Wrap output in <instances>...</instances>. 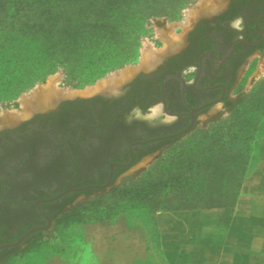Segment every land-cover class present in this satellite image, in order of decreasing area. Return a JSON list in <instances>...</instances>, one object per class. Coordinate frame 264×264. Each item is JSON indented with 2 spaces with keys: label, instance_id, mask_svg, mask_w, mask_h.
Segmentation results:
<instances>
[{
  "label": "rangeland",
  "instance_id": "1",
  "mask_svg": "<svg viewBox=\"0 0 264 264\" xmlns=\"http://www.w3.org/2000/svg\"><path fill=\"white\" fill-rule=\"evenodd\" d=\"M229 2L230 0H188L177 11L166 16H137L129 19L127 26L121 28V38L117 46L119 51L118 61L115 63L117 65L101 73H96L97 75L87 71H76L71 75L65 69L58 67L42 81L23 88L14 97L0 100V122L3 124L0 126V130L8 125L6 120L13 117L17 118L15 122H18L31 116L34 110L35 114L50 112V110L56 108L55 106L60 102L58 101L60 99L74 100L76 98L85 99L100 96L97 101L102 103L106 109L109 108L111 100L110 97L105 96H109V94L116 97L121 96L123 92L130 88L135 77L141 82L159 79L164 72L161 67L162 62L185 47L187 36L191 34L195 27H210V31H212V27L218 23L220 14L229 5ZM212 4H215L214 8L211 6ZM233 24L238 26L239 18H236ZM169 33H172L173 36L170 39L168 37ZM145 53L149 57L143 62L142 59ZM134 70L137 71L133 73ZM189 70L191 71L192 68H189ZM124 72H126L127 77L117 84L116 89L88 92V89L99 81L118 77ZM190 74L184 73L182 76L189 79ZM54 91L60 92L61 96H54ZM54 101L56 104L51 103ZM48 102L50 103L48 104ZM41 105L43 106L41 107ZM27 106L32 107V111L28 112L29 114H25ZM80 109L78 107L69 111L70 117L77 118L81 113ZM145 111L146 114L135 107L126 114L127 120L129 118H147L145 123H136L137 128L147 129L156 126L158 127L156 131H165L171 128V126L162 123V120H170L171 118L163 112L161 104H156L150 110ZM26 122L28 121H22L18 126L26 125ZM18 126L12 127V129L19 128ZM263 140L264 46L253 52L241 63L223 102H217L205 108L196 116L193 125L181 135L173 139L162 140L150 146L147 155L117 173L112 185L124 182V185L128 186L131 181H135L143 175V170H149L152 177L156 176L163 168L194 154L195 149L207 142L231 143L233 147L248 143L250 146L248 163L249 159L252 158L255 160L254 165H256L262 156L263 150L260 146ZM59 166L57 162L46 166L40 177L38 174L35 176L32 185L36 189L39 188L38 191L41 193L45 189H51V194L60 190L67 183V178L58 172ZM247 167L246 165L245 171ZM36 170L38 169L36 168ZM3 171L5 172L6 169ZM3 171L0 170V173ZM91 180H93L91 177L81 178L77 180V183ZM109 188L110 185L104 190L107 191ZM31 196L34 195L23 192L14 197L30 198ZM83 198L84 193L70 194L48 205L46 210L52 215L50 224L48 228L43 230L44 233L41 237L35 241V245L23 250L27 244L26 242L16 248H5L6 251L0 253V264H31L39 261L40 257H43L45 248H52L57 242V240H53L54 238L64 235L70 225L82 223L75 221L67 225H55L53 220L55 212L80 202ZM105 201L110 206L116 201L110 217L116 214H125L131 220L141 221L147 232V240L150 243L151 259L152 261L159 259L161 248L159 235L153 222L154 215L141 207L125 203L119 198L115 199L107 196ZM10 202L11 205L0 203V244L15 241L29 228L45 225L33 202L29 203L27 207H15ZM104 211V207L98 208L95 212L90 211L81 221H85V219L93 220L103 215ZM36 236H31L28 242H31ZM6 253H9L10 256L2 262ZM162 264L167 263L162 262Z\"/></svg>",
  "mask_w": 264,
  "mask_h": 264
},
{
  "label": "flooded vegetation",
  "instance_id": "2",
  "mask_svg": "<svg viewBox=\"0 0 264 264\" xmlns=\"http://www.w3.org/2000/svg\"><path fill=\"white\" fill-rule=\"evenodd\" d=\"M236 18L238 26L233 24ZM214 25L212 31L210 27H195L187 36L185 47L162 62L164 72L156 81L141 82L135 77L121 96L104 95L111 100L107 109L97 101L100 96L60 99L58 104L51 102L57 106L50 112L35 114L34 110L28 118L3 127L0 170L6 171L0 173V203L9 204L12 196L23 192L45 195L33 204L46 225V217L50 216L42 204L50 205L63 196L96 190L87 187L104 184L111 176L109 186L115 173L147 155L150 146L181 135L205 108L223 102L241 63L264 46V0H230ZM184 73H191L189 79L182 76ZM156 104H161L163 112L171 118L162 120L171 126L169 130L135 126L145 123L147 118L127 120L126 114L133 108L138 107L146 114L145 110ZM78 107L81 108L78 117H70L69 111ZM22 121L28 122L19 127ZM15 126L19 128L12 129ZM53 162L60 165L58 172L67 178V183L54 194L51 189L41 193L32 185L35 176L40 177ZM87 177L93 180L77 183ZM69 188L72 190L55 200L40 202L43 214L38 211L37 200ZM16 203L15 207L28 206L25 201Z\"/></svg>",
  "mask_w": 264,
  "mask_h": 264
},
{
  "label": "trees",
  "instance_id": "3",
  "mask_svg": "<svg viewBox=\"0 0 264 264\" xmlns=\"http://www.w3.org/2000/svg\"><path fill=\"white\" fill-rule=\"evenodd\" d=\"M187 1L0 0V100L14 97L58 67L71 75L76 71L97 75L117 65L121 28L127 26L129 19L166 16ZM249 148L248 143L234 147L231 143H203L194 154L163 168L156 176L143 170V175L128 186L124 182L112 185V180L107 191L84 192L80 202L55 212L54 224L109 218L116 201L110 206L105 201L107 196L153 215L158 211L229 207L241 185ZM39 197L47 196H12L10 200L28 205ZM48 205L41 207L46 209ZM100 207L105 208L103 215L81 221ZM43 233L41 230L28 236L23 250L34 246ZM34 235L37 236L28 242ZM9 256L6 253L2 262Z\"/></svg>",
  "mask_w": 264,
  "mask_h": 264
},
{
  "label": "crops",
  "instance_id": "4",
  "mask_svg": "<svg viewBox=\"0 0 264 264\" xmlns=\"http://www.w3.org/2000/svg\"><path fill=\"white\" fill-rule=\"evenodd\" d=\"M249 159L233 205L158 211L161 256L152 261L140 220L116 214L70 225L31 264H264V140Z\"/></svg>",
  "mask_w": 264,
  "mask_h": 264
},
{
  "label": "water",
  "instance_id": "5",
  "mask_svg": "<svg viewBox=\"0 0 264 264\" xmlns=\"http://www.w3.org/2000/svg\"><path fill=\"white\" fill-rule=\"evenodd\" d=\"M43 106V105H41ZM7 126V125H6ZM4 126V127H6ZM110 178L111 176L108 178L107 182L104 183V184H101V185H94V186H88L87 188H98V189H104V188H107L108 187V184L110 182ZM68 190H72L71 188L67 189V190H64L58 194H56L55 196L53 197H50V198H47V199H39L35 202V205L37 206V209L40 213L43 214V211L40 209L39 207V203L40 202H47V201H52V200H55L59 197H61L62 195H64ZM47 218V223L46 225H39V226H34L32 228H29L28 230H26L19 238H17L15 241L13 242H9V243H3V244H0V250L1 249H5V248H14V247H17V246H20L24 243L25 239L30 236L32 233L34 232H38V231H41V230H45L46 228H48L49 224H50V219L48 217Z\"/></svg>",
  "mask_w": 264,
  "mask_h": 264
},
{
  "label": "bare ground",
  "instance_id": "6",
  "mask_svg": "<svg viewBox=\"0 0 264 264\" xmlns=\"http://www.w3.org/2000/svg\"><path fill=\"white\" fill-rule=\"evenodd\" d=\"M213 8L215 6V4H212L211 5ZM168 37L169 39L172 38V33H169L168 34ZM149 57V55L147 53L144 54L143 56V62H145L147 60V58ZM135 71V70H134ZM132 72V71H131ZM127 76H126V72L122 73L120 76L118 77H115V78H112V79H107V80H102V81H99L98 83H96L94 86H92L90 89H88V92H92V91H100V90H111L113 88H117V84L120 83L123 79H125ZM54 96H61L60 95V92L58 91H54ZM35 104V103H34ZM31 106H27L26 107V112L25 114H27L30 110H31ZM17 118H11L9 120H6V123L7 124H11L13 122H15ZM2 122H0V126H2Z\"/></svg>",
  "mask_w": 264,
  "mask_h": 264
}]
</instances>
